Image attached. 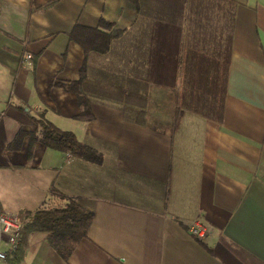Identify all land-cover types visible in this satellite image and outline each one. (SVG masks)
I'll return each mask as SVG.
<instances>
[{"label":"crops","instance_id":"crops-1","mask_svg":"<svg viewBox=\"0 0 264 264\" xmlns=\"http://www.w3.org/2000/svg\"><path fill=\"white\" fill-rule=\"evenodd\" d=\"M75 25L117 34L86 51ZM40 115L98 161L31 141ZM69 198L86 236L62 258L31 232L24 264H264V0H0V211Z\"/></svg>","mask_w":264,"mask_h":264},{"label":"trees","instance_id":"trees-1","mask_svg":"<svg viewBox=\"0 0 264 264\" xmlns=\"http://www.w3.org/2000/svg\"><path fill=\"white\" fill-rule=\"evenodd\" d=\"M137 5L138 0H129ZM112 23L100 19L99 28H111ZM99 28H85L75 25L69 32L70 38H74L87 50H98L105 52L109 49L111 41L116 34L101 31ZM76 86H72L74 89ZM76 91L80 93L78 88ZM155 94L151 95L150 109L140 113L141 123L146 124L154 130L164 126L163 116L171 107L172 115L178 112L173 108L175 95L173 92L163 88H155ZM166 93L163 96L160 93ZM167 97V98H166ZM167 100V101H166ZM172 100V102H170ZM155 110V111H154ZM87 111V110H85ZM82 115H85L84 112ZM80 115V118H84ZM148 122L152 124H148ZM38 135L31 137V141L38 140L43 145L57 149L73 156L98 161V154L88 145L80 142L74 133L64 131L46 120L43 115L36 119ZM62 196V195H60ZM62 198H65L62 196ZM18 216L22 222L21 240L18 247L8 251L6 255L7 264H24L23 255L25 251L26 237L34 231L46 232V239L53 249L62 257L67 258L75 248L80 239L86 236L87 228L93 219V212L81 207L75 200L69 198L67 202L60 205H52L47 208H39L33 211H21Z\"/></svg>","mask_w":264,"mask_h":264},{"label":"built area","instance_id":"built-area-1","mask_svg":"<svg viewBox=\"0 0 264 264\" xmlns=\"http://www.w3.org/2000/svg\"><path fill=\"white\" fill-rule=\"evenodd\" d=\"M25 58H31L30 54H25ZM22 222L17 214L0 211V240L7 246V251L0 250V258L6 259L8 251L14 250L18 247L21 240ZM189 232L197 237L203 239L208 235L209 229L200 220H193L187 223Z\"/></svg>","mask_w":264,"mask_h":264},{"label":"rangeland","instance_id":"rangeland-1","mask_svg":"<svg viewBox=\"0 0 264 264\" xmlns=\"http://www.w3.org/2000/svg\"><path fill=\"white\" fill-rule=\"evenodd\" d=\"M201 110V109H200Z\"/></svg>","mask_w":264,"mask_h":264}]
</instances>
